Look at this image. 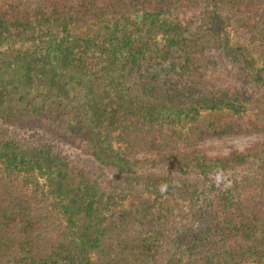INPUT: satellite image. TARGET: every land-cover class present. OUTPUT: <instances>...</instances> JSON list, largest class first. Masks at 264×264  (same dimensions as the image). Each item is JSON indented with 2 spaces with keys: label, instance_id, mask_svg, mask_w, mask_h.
Wrapping results in <instances>:
<instances>
[{
  "label": "trees",
  "instance_id": "1",
  "mask_svg": "<svg viewBox=\"0 0 264 264\" xmlns=\"http://www.w3.org/2000/svg\"><path fill=\"white\" fill-rule=\"evenodd\" d=\"M16 263L264 264V0H0Z\"/></svg>",
  "mask_w": 264,
  "mask_h": 264
},
{
  "label": "rangeland",
  "instance_id": "2",
  "mask_svg": "<svg viewBox=\"0 0 264 264\" xmlns=\"http://www.w3.org/2000/svg\"><path fill=\"white\" fill-rule=\"evenodd\" d=\"M257 58V65L262 63V58L259 57V52L255 51L253 53ZM258 107V102H252L244 108L241 109L242 114L252 116L254 111H256ZM188 132L191 134L192 138L195 140L196 138V128L192 126L188 129ZM262 136L258 133H237L232 135H226L221 137H211L204 140L198 141L199 146L204 148L209 154H217V153H227L233 148L244 149L250 146L251 144L259 141ZM16 264H32V263H16Z\"/></svg>",
  "mask_w": 264,
  "mask_h": 264
},
{
  "label": "clouds",
  "instance_id": "3",
  "mask_svg": "<svg viewBox=\"0 0 264 264\" xmlns=\"http://www.w3.org/2000/svg\"><path fill=\"white\" fill-rule=\"evenodd\" d=\"M161 190L163 191V188Z\"/></svg>",
  "mask_w": 264,
  "mask_h": 264
}]
</instances>
